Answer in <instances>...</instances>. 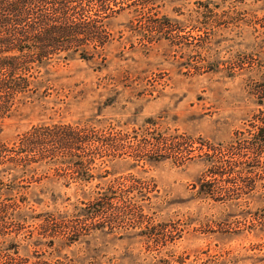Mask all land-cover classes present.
<instances>
[{"label": "rangeland", "instance_id": "obj_1", "mask_svg": "<svg viewBox=\"0 0 264 264\" xmlns=\"http://www.w3.org/2000/svg\"><path fill=\"white\" fill-rule=\"evenodd\" d=\"M153 14L114 19L101 57L43 68L0 119L1 145L38 144L26 172L1 166L30 186L0 188V264H264V0H167L157 36ZM65 130L104 140L80 170L52 169ZM97 197L96 230L67 236Z\"/></svg>", "mask_w": 264, "mask_h": 264}, {"label": "trees", "instance_id": "obj_2", "mask_svg": "<svg viewBox=\"0 0 264 264\" xmlns=\"http://www.w3.org/2000/svg\"><path fill=\"white\" fill-rule=\"evenodd\" d=\"M166 6L167 0H0V119L5 116L7 118V114L15 111L23 100L37 97L40 91L38 87L49 82L48 77L41 74L43 68L61 61L68 62L77 58L91 61L101 57L105 46L111 42V23L119 16L127 14L131 17L128 28L132 31L137 27L132 17H144L154 15L153 13H156L161 22L145 21L140 29H151L157 36L172 28V24L162 22L163 19L169 22V16L163 14ZM203 28L206 30V27ZM153 41L157 42L159 38L148 39L146 42L152 44ZM151 122L150 119L149 123ZM64 132L67 138L60 137L58 140L60 148L57 150L60 154L59 160L62 161L55 163L53 170L65 164L73 165L74 170H80L83 161L78 163L73 160L77 146L104 143L102 139L92 140L89 137L86 140H78L68 130ZM47 136L51 139L53 135L49 133ZM262 136L264 137V133ZM36 142L22 144V148L17 146L13 149L0 144L1 190L13 192L25 181L30 186L29 179L20 177L18 170L1 166L8 162L17 163L20 164L19 169L26 172L30 162L26 155L28 152H34L33 146H38ZM46 153H42L45 167L51 165V160H47L50 157L49 152ZM102 201V197H97L92 205L82 203L83 207L78 208L75 215L69 214L65 217L63 221H66V224L71 223V226L73 220L77 221L75 222L77 227H71L72 235H66L75 236L76 241H79L80 237L88 236L96 230L89 223H92V220L96 221L97 217L94 214L97 210L103 211L108 207L99 204ZM45 220L42 219L43 227L50 223V219ZM68 220L72 221L67 222Z\"/></svg>", "mask_w": 264, "mask_h": 264}]
</instances>
